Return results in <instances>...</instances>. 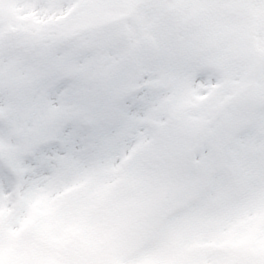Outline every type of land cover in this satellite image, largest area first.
<instances>
[{"label": "snow or ice", "instance_id": "obj_1", "mask_svg": "<svg viewBox=\"0 0 264 264\" xmlns=\"http://www.w3.org/2000/svg\"><path fill=\"white\" fill-rule=\"evenodd\" d=\"M0 264H264V0H0Z\"/></svg>", "mask_w": 264, "mask_h": 264}]
</instances>
